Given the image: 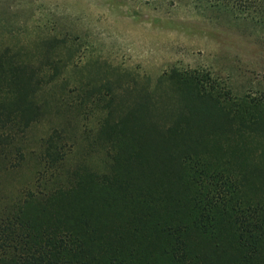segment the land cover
Listing matches in <instances>:
<instances>
[{
    "label": "trees",
    "instance_id": "trees-1",
    "mask_svg": "<svg viewBox=\"0 0 264 264\" xmlns=\"http://www.w3.org/2000/svg\"><path fill=\"white\" fill-rule=\"evenodd\" d=\"M203 80L173 71L159 81L167 108L147 91L108 114L95 138L103 166H77L64 185L53 179L67 153L47 139L36 184L0 205V264H264V100ZM41 88L0 51L6 166L12 142L44 115Z\"/></svg>",
    "mask_w": 264,
    "mask_h": 264
},
{
    "label": "rangeland",
    "instance_id": "rangeland-1",
    "mask_svg": "<svg viewBox=\"0 0 264 264\" xmlns=\"http://www.w3.org/2000/svg\"><path fill=\"white\" fill-rule=\"evenodd\" d=\"M256 0H0V51L38 73L44 115L0 157V205L32 188L54 137L67 161L57 183L83 164L103 166L95 138L108 114L158 91L173 71L197 73L217 93L264 100V23ZM12 166V167H10Z\"/></svg>",
    "mask_w": 264,
    "mask_h": 264
}]
</instances>
